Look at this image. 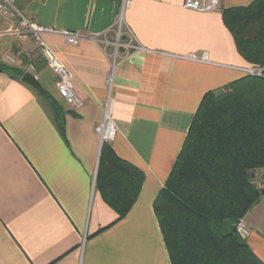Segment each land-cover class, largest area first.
<instances>
[{
  "label": "crops",
  "instance_id": "crops-1",
  "mask_svg": "<svg viewBox=\"0 0 264 264\" xmlns=\"http://www.w3.org/2000/svg\"><path fill=\"white\" fill-rule=\"evenodd\" d=\"M254 1L216 0L213 10L193 11L184 0H132L116 39L121 0H17L14 8L32 24L80 35L73 45L59 34L41 36L67 67L80 108L56 92V77L31 37L8 33L18 19L0 15V66L33 75L45 91L0 71V264H170L152 202L201 97L245 76L241 69L249 64L222 12ZM202 53L207 62L187 58ZM111 68L116 133L105 144L144 178L120 220L95 183L102 144L93 128L102 118ZM242 220L249 230L244 242L264 264V193Z\"/></svg>",
  "mask_w": 264,
  "mask_h": 264
},
{
  "label": "trees",
  "instance_id": "trees-1",
  "mask_svg": "<svg viewBox=\"0 0 264 264\" xmlns=\"http://www.w3.org/2000/svg\"><path fill=\"white\" fill-rule=\"evenodd\" d=\"M222 20L241 59L263 70L201 97L152 202L170 264H263L237 237L234 224L263 194L250 174L264 168V0L225 9ZM51 105L62 132L61 111L54 101ZM99 154L97 192L120 220L137 199L143 173L119 159L108 144Z\"/></svg>",
  "mask_w": 264,
  "mask_h": 264
},
{
  "label": "built area",
  "instance_id": "built-area-1",
  "mask_svg": "<svg viewBox=\"0 0 264 264\" xmlns=\"http://www.w3.org/2000/svg\"><path fill=\"white\" fill-rule=\"evenodd\" d=\"M17 0H0V15L5 16L6 19H18V26L8 30V33L15 37H19L22 35H29L37 47L38 55L44 60L46 66L51 70V72L56 77V89L59 96L72 108H80L83 104V101L80 97L74 92V88L71 81V75L64 63L59 60V58L53 54L54 52L48 47V45L43 42L41 36L44 33H54L59 34L64 37V41L67 44L73 45L76 44L80 39V35L77 32H69V31H56L53 29H49L45 27H40L36 24H32V22L28 21L27 19L21 17L18 11L14 8L15 2ZM121 13L116 21L117 26V33L116 36L120 38L122 24H123V13L127 10L132 0H121ZM216 6V0H185L184 8L193 11H210L213 10ZM98 35H92L91 40L95 41ZM130 42V41H129ZM116 43V47L121 46L128 50L131 46L130 43ZM187 58L191 61H200V62H207V55L206 53H202L201 55L197 56L195 54H189ZM5 60L11 65L16 64V60L8 55H5ZM30 69L31 66L29 67ZM262 68L254 67V66H247L241 69V72L244 73L245 76H260L262 73ZM112 68L110 71L109 76L106 80L107 86V97L106 101L104 102V106L102 109V118L100 122L95 126L94 132L98 137L100 145L103 143H110L114 140L115 133H116V126L113 119V112L115 108L114 99L111 96L112 89ZM259 183L254 185L256 188L264 193V172L258 174ZM235 233L237 237L241 240L245 241L249 235V230L243 223V220H238L235 224Z\"/></svg>",
  "mask_w": 264,
  "mask_h": 264
},
{
  "label": "water",
  "instance_id": "water-1",
  "mask_svg": "<svg viewBox=\"0 0 264 264\" xmlns=\"http://www.w3.org/2000/svg\"><path fill=\"white\" fill-rule=\"evenodd\" d=\"M24 83L28 84L29 86H31L36 93H39L40 95H45V91L42 89V87L39 85L38 81L36 80V78H34L33 75L29 74V73H25L22 76V80ZM253 175H250V179L252 180Z\"/></svg>",
  "mask_w": 264,
  "mask_h": 264
},
{
  "label": "rangeland",
  "instance_id": "rangeland-1",
  "mask_svg": "<svg viewBox=\"0 0 264 264\" xmlns=\"http://www.w3.org/2000/svg\"><path fill=\"white\" fill-rule=\"evenodd\" d=\"M184 2H185V0H184ZM15 4H16V3H15ZM15 4H13L14 7L16 6ZM183 7H184V3H183ZM184 9H187V8H184ZM200 55H201V54H200ZM197 56H199V55H197ZM249 66H250V65H249ZM261 172H264V168H262V169H258V170H256L255 172H251L250 175H253V177H252V180L250 179V181L253 183V186L259 183L258 174L261 173ZM254 187H256V186H254ZM234 226H235V225H234ZM240 240H241V239H240ZM242 241H243V240H242Z\"/></svg>",
  "mask_w": 264,
  "mask_h": 264
}]
</instances>
